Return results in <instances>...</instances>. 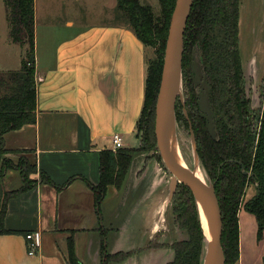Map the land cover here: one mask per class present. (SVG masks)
Instances as JSON below:
<instances>
[{
	"label": "crops",
	"instance_id": "1",
	"mask_svg": "<svg viewBox=\"0 0 264 264\" xmlns=\"http://www.w3.org/2000/svg\"><path fill=\"white\" fill-rule=\"evenodd\" d=\"M34 3L37 121L7 133L4 142L14 155L32 156L37 183L8 201L4 226L13 234L0 235V264H68L72 233L81 264H103L106 255L119 253L126 258L110 264L173 263V246L188 240L172 209L171 177L156 157L135 153L122 188L110 186L99 204L92 189L100 182L101 153L112 150V136L120 134L125 146L136 136L150 48L129 28L117 0L111 8L116 22L80 30L81 0ZM241 14L242 0L240 22ZM15 182L11 191L23 187L20 178ZM256 195V185L249 186L245 202ZM239 227L238 264H264L256 217L242 208ZM29 233L40 243L34 256L27 250Z\"/></svg>",
	"mask_w": 264,
	"mask_h": 264
},
{
	"label": "trees",
	"instance_id": "2",
	"mask_svg": "<svg viewBox=\"0 0 264 264\" xmlns=\"http://www.w3.org/2000/svg\"><path fill=\"white\" fill-rule=\"evenodd\" d=\"M177 0H159L160 14L138 0H117L129 28L147 48L155 51L156 59L147 62L145 101L137 125L143 146L138 152L156 150L155 120L166 44ZM10 26V41L26 48L21 69L0 73V162L5 147L4 136L37 121V84L35 79V3L34 0H4ZM241 0H194L184 36L183 78L187 88L188 117L178 118L186 127H193L197 152L209 180L215 184L223 218L222 245L226 264L240 260L239 212L244 208L258 223V239L264 232V99L255 109L245 76L240 53ZM197 48L208 85V102L214 131L209 129L201 114L198 93L191 67L192 54ZM188 68V69H187ZM28 153V152H24ZM132 150H106L101 153L100 182L92 186L97 204L110 186L121 189L133 158ZM157 158V157H156ZM157 160L161 163V158ZM6 170L21 173L23 187L4 192L1 181ZM37 165L28 160L18 164L4 161L0 167V235L13 234L4 226L8 201L29 191L36 180ZM50 185L53 182L41 174ZM256 185L257 195L245 202L246 190ZM174 211L181 228L188 229L191 239L173 246L175 260L171 264H201L203 233L195 200L189 189L180 185L173 200ZM127 254L106 255L103 264L121 261ZM68 264H81L75 254L73 233L67 240Z\"/></svg>",
	"mask_w": 264,
	"mask_h": 264
},
{
	"label": "rangeland",
	"instance_id": "3",
	"mask_svg": "<svg viewBox=\"0 0 264 264\" xmlns=\"http://www.w3.org/2000/svg\"><path fill=\"white\" fill-rule=\"evenodd\" d=\"M114 1L115 0H81V3L79 4L81 13L79 19L77 20L76 30H80L81 28L95 23L116 22V20L113 19L114 12L111 9ZM141 2L150 4V6L154 8L156 14L160 13L158 0H141ZM73 31L74 30L70 32ZM9 33L10 26L7 19L6 7L4 4V0H0V72L19 71L21 69L20 60H22L23 58L20 59V53L23 48L21 46H14L13 44H11ZM6 43H10L13 46H6ZM25 52L23 51V57L25 55ZM240 53L243 60V66L246 70L245 76L247 79L249 96L252 99L254 105L253 107L257 110L261 107L264 99V0H242V14L240 22ZM34 57L36 60V53ZM155 59V51L154 49L150 48L148 53V60L150 62ZM188 66H190L192 70L194 86L198 93V103H200V112L206 118L210 131L214 133L213 117L212 113L210 112L208 102L209 89L205 80L203 65L197 48L194 49L192 54V62L190 63V65L189 63H187V67ZM184 81L185 79L183 78L180 94L176 103V115L178 118L180 117V119L186 117V114L188 115L187 107H185L187 99V88L185 87ZM185 112L187 113L185 114ZM176 133L175 135L178 137L185 160H187V163L192 164L194 167V142L191 139L189 129L186 127L182 120H178L177 122ZM137 134L138 133L136 132V136L130 145L125 146L124 141V148L132 150L135 153H138V151H140L143 146V141L141 134H139V136ZM141 153H144L145 155H152V157H160L157 144L156 150L153 149L148 152ZM31 157L32 156L29 153L24 152L16 153L15 155L12 152H4L2 155V162H0V167L2 166V163L4 161H12L13 163L18 164L22 159L28 160L30 163H32ZM161 164L164 166L162 161ZM5 173V177L1 181L3 193L11 192V189H13V186H15V181L17 178H20L23 182L21 173L19 171L6 170ZM169 176L171 177V174H169ZM33 177L34 175H32L30 179L35 180L33 179ZM249 186L251 189H255L254 184L251 183ZM174 198L171 200L173 211ZM2 200V195H0V208L2 207ZM174 215L176 223L181 228V225L177 221V214L175 213V211ZM183 230L185 231L184 233L187 237V240L190 241L191 236L189 230L185 228ZM256 240L258 243H262L264 241V232L261 241H259L257 230ZM262 249L264 251V247ZM112 262H114V260L110 261L109 264Z\"/></svg>",
	"mask_w": 264,
	"mask_h": 264
},
{
	"label": "water",
	"instance_id": "4",
	"mask_svg": "<svg viewBox=\"0 0 264 264\" xmlns=\"http://www.w3.org/2000/svg\"><path fill=\"white\" fill-rule=\"evenodd\" d=\"M193 3L194 0L176 1L156 103L155 135L161 161L171 174L170 199L174 198L179 185L187 187L194 197L203 233L201 264H226L222 245L223 218L215 184L210 180L209 182L202 181L195 173L181 165L175 158L169 141L171 129L176 133V103L183 79L184 36ZM32 61L35 62V57ZM186 118L189 119L187 114ZM189 132L194 142L195 156L201 165L192 125H190ZM199 205L204 211L206 222L199 213Z\"/></svg>",
	"mask_w": 264,
	"mask_h": 264
},
{
	"label": "bare ground",
	"instance_id": "5",
	"mask_svg": "<svg viewBox=\"0 0 264 264\" xmlns=\"http://www.w3.org/2000/svg\"><path fill=\"white\" fill-rule=\"evenodd\" d=\"M169 141H170V147L171 150L175 156V158L178 160V162L183 165L185 168H187L190 172L195 173V175L200 178L204 182H208V177L207 174L205 173L203 167L199 164L197 157L195 156V161H194V167L192 164L187 163V160H185L184 154L182 152L180 142L178 140V137L175 135V132L173 129H171L170 136H169ZM199 213L206 222V216L204 214V211L202 207L199 205Z\"/></svg>",
	"mask_w": 264,
	"mask_h": 264
},
{
	"label": "built area",
	"instance_id": "6",
	"mask_svg": "<svg viewBox=\"0 0 264 264\" xmlns=\"http://www.w3.org/2000/svg\"><path fill=\"white\" fill-rule=\"evenodd\" d=\"M111 144H112V150L118 151L124 148V139L120 134H115L111 138ZM26 240H27V250L29 256L36 255L40 246L39 240L36 238V235L33 233H29L26 235Z\"/></svg>",
	"mask_w": 264,
	"mask_h": 264
}]
</instances>
